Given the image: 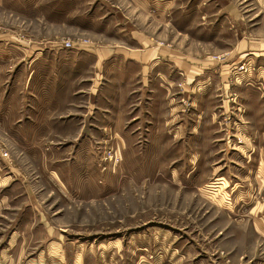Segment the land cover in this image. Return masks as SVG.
Here are the masks:
<instances>
[{
	"label": "rangeland",
	"instance_id": "1",
	"mask_svg": "<svg viewBox=\"0 0 264 264\" xmlns=\"http://www.w3.org/2000/svg\"><path fill=\"white\" fill-rule=\"evenodd\" d=\"M0 35L29 51L0 67V264L116 238L126 264H264V151L241 146L263 137L264 0H1ZM161 52L237 86L206 88L196 119L187 78L170 101L124 61Z\"/></svg>",
	"mask_w": 264,
	"mask_h": 264
},
{
	"label": "crops",
	"instance_id": "2",
	"mask_svg": "<svg viewBox=\"0 0 264 264\" xmlns=\"http://www.w3.org/2000/svg\"><path fill=\"white\" fill-rule=\"evenodd\" d=\"M1 1V0H0ZM4 36L7 38V35H0V67L2 65H8L12 64L15 61L19 63L18 65L22 70L27 69L28 71V59H26V56L29 55V51L27 49L22 48L21 50L17 49L16 47H12L9 45V47L6 46L4 41ZM87 48V46H86ZM42 50H39L37 52V55L39 56L42 53ZM88 55H95L94 58L95 60H101L102 59V52H97L95 49H90L88 48ZM255 50L250 51L251 55L255 54L253 52ZM137 55H142V53H136ZM157 54V53H156ZM165 53H159L157 55L154 54V56L144 59L142 56H138V58L135 56H124L125 59L124 61L126 63L130 61H136L139 66H141V70L144 72H141L143 75H145V79H149V81H145L141 79L140 74H139V84L137 86L140 87L141 92L146 91L148 88H153L157 84L161 85L162 87L167 88V91L169 92L170 96L167 97L169 98L170 101L173 100L172 98V88L178 87L177 84L183 79V77L187 78L186 83L188 85H192L195 91L192 96H193V103L195 104V111L197 112V117L196 119H203L206 118L203 114L204 111H206L205 107V102L202 100L203 96H206L209 91H206V88H209L212 90L213 94H216V91L214 90L218 86L221 85V82L224 83L225 85H230L235 88L237 86V83L235 80L229 79V77H224L226 78L223 80L221 77L222 75L219 73L220 69L215 68L213 62H207L202 64L199 67H196L194 69H187L185 67H181L179 64H177L176 58L173 57H167L164 56ZM245 55V54H244ZM250 55V54H248ZM246 57V56H245ZM244 59V57H243ZM242 59V60H243ZM148 60V61H147ZM240 59H238L239 61ZM240 60L239 62H241ZM248 60V59H246ZM237 63V62H235ZM146 68V71H145ZM231 69V67H228ZM258 71L264 72V66L262 65L261 68L257 69ZM231 72V70H229ZM250 74H246L245 77H249ZM252 77V75L250 76ZM222 79V80H221ZM247 79L245 78V81ZM237 81V80H236ZM232 82H235L236 84H232ZM175 84V85H174ZM246 85V82H245ZM211 93V94H212ZM246 102V101H245ZM178 104V103H177ZM245 110V107H244ZM246 111L248 112L247 108ZM264 114V112H263ZM242 116H246L245 112L241 113ZM239 116L237 115V118ZM245 120L240 116L239 119H237L238 126H234V128H241L244 131L245 135H258V133L255 131V129H262L260 131V134L263 136L261 138L260 146L257 147L258 143L256 142L253 146H250L248 143L242 144L243 149L246 150H263L264 151V126L261 124V127H254V124L251 122H244ZM199 126V123H196L194 126ZM197 126V127H198ZM255 128V129H254ZM234 130V129H233ZM222 130H215L213 133L214 134H221ZM239 133V131H237ZM240 134V133H239ZM257 141V140H256ZM221 145V143L219 144ZM262 174H263V185H262V192H263V201H264V162L262 166ZM254 192H251V195H253ZM250 194H247V197ZM121 238H116L112 241H102L100 243V248L97 250L95 246L89 244H83L81 242L79 248L75 251V256H72V259L69 263H66L64 259L55 257V256H49L47 259V263L49 264H126L125 258H124V251H125V242L124 240H120ZM98 243V244H99ZM120 245V247H119ZM118 247L117 252H112V248ZM86 250V254H89L85 257H83V253ZM137 250L139 248L137 247ZM99 252V253H98ZM165 254H157L154 255L151 258L148 257V255H142L141 252H139V264H141V260L144 258L146 261L145 264H159L160 261L163 259ZM142 258V259H141ZM154 258V260H153ZM88 259H91L89 262ZM174 260L175 262H179L182 259V254H177L176 252H173L172 258L170 257V260ZM163 263V262H162Z\"/></svg>",
	"mask_w": 264,
	"mask_h": 264
},
{
	"label": "built area",
	"instance_id": "3",
	"mask_svg": "<svg viewBox=\"0 0 264 264\" xmlns=\"http://www.w3.org/2000/svg\"><path fill=\"white\" fill-rule=\"evenodd\" d=\"M74 45H75V43L71 42L69 40H65V42H64V46H66V47H72ZM241 68H243V66H241Z\"/></svg>",
	"mask_w": 264,
	"mask_h": 264
}]
</instances>
